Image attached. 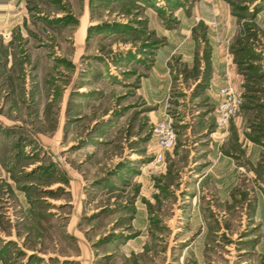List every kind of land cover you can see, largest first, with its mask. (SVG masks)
<instances>
[{"label": "rangeland", "instance_id": "374dc122", "mask_svg": "<svg viewBox=\"0 0 264 264\" xmlns=\"http://www.w3.org/2000/svg\"><path fill=\"white\" fill-rule=\"evenodd\" d=\"M262 213L264 0H0V264H264Z\"/></svg>", "mask_w": 264, "mask_h": 264}, {"label": "built area", "instance_id": "2783aa9c", "mask_svg": "<svg viewBox=\"0 0 264 264\" xmlns=\"http://www.w3.org/2000/svg\"><path fill=\"white\" fill-rule=\"evenodd\" d=\"M219 103L217 106V125L225 127L240 110L242 104L241 92L232 80L228 78L226 84L219 88ZM157 145L162 150L157 159L163 158V152L173 149L177 143V131L170 118L159 120L154 127Z\"/></svg>", "mask_w": 264, "mask_h": 264}, {"label": "crops", "instance_id": "0c3cea01", "mask_svg": "<svg viewBox=\"0 0 264 264\" xmlns=\"http://www.w3.org/2000/svg\"><path fill=\"white\" fill-rule=\"evenodd\" d=\"M213 39L215 40V38ZM214 40L212 41V54H211V63H212L211 73L212 74H211L210 87L207 90L209 92V95L219 100V94H218L219 88L223 86L224 84H226L228 78L232 80V72L228 70L230 69V64L227 63L228 53L227 54L224 53V48L223 49L221 48L222 41L217 43ZM175 49H178V47H176ZM175 49L171 51L161 50L160 52L157 53V56L155 59L156 66L154 67V69L158 68L159 73L162 76L168 74L169 59L172 58L175 53L181 54V52H176ZM194 53H195V50L193 51V54ZM182 55H184V53ZM212 152L215 153V155H217V159H223L224 157L230 158L224 154H223L224 156L220 155L222 153L219 154L215 150H213ZM214 163H215V160H214ZM262 214L264 215V213Z\"/></svg>", "mask_w": 264, "mask_h": 264}, {"label": "trees", "instance_id": "16d2710c", "mask_svg": "<svg viewBox=\"0 0 264 264\" xmlns=\"http://www.w3.org/2000/svg\"><path fill=\"white\" fill-rule=\"evenodd\" d=\"M209 59H210V58H209ZM209 70H210V69H209V67H208L207 71H209ZM207 78H208V77H207ZM207 78H206V80H204L205 82H203L202 84H200V87H199L200 89H201V88H204V87H205V88L207 87V85H208ZM208 81H209V80H208Z\"/></svg>", "mask_w": 264, "mask_h": 264}]
</instances>
